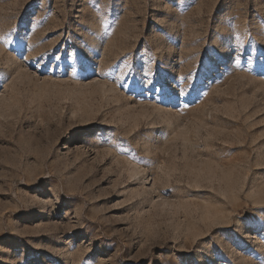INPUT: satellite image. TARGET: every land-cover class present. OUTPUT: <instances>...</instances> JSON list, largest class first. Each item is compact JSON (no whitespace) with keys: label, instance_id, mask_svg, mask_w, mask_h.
Segmentation results:
<instances>
[{"label":"rangeland","instance_id":"rangeland-1","mask_svg":"<svg viewBox=\"0 0 264 264\" xmlns=\"http://www.w3.org/2000/svg\"><path fill=\"white\" fill-rule=\"evenodd\" d=\"M0 264H264V0H0Z\"/></svg>","mask_w":264,"mask_h":264},{"label":"snow or ice","instance_id":"snow-or-ice-1","mask_svg":"<svg viewBox=\"0 0 264 264\" xmlns=\"http://www.w3.org/2000/svg\"><path fill=\"white\" fill-rule=\"evenodd\" d=\"M26 40V35L24 37H20V36H16V40H15V44L17 45H22L24 43V41ZM10 44L13 43L12 40L8 41ZM57 59H59V57H57ZM84 71H86V69H83ZM77 75H79V72L77 73ZM128 79H135V70L133 69L132 71L129 72L128 74ZM148 77L147 74H145L144 76V80H141L140 83L143 84L145 81H147ZM125 83H127V81H125ZM123 86V85H122ZM157 91H162V89H156Z\"/></svg>","mask_w":264,"mask_h":264},{"label":"bare ground","instance_id":"bare-ground-1","mask_svg":"<svg viewBox=\"0 0 264 264\" xmlns=\"http://www.w3.org/2000/svg\"><path fill=\"white\" fill-rule=\"evenodd\" d=\"M75 135H77V134H75Z\"/></svg>","mask_w":264,"mask_h":264}]
</instances>
